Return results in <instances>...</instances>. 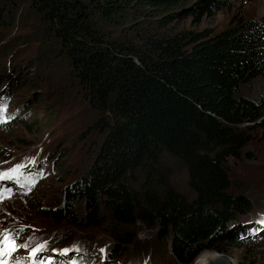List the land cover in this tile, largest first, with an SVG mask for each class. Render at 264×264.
<instances>
[{
  "label": "trees",
  "instance_id": "1",
  "mask_svg": "<svg viewBox=\"0 0 264 264\" xmlns=\"http://www.w3.org/2000/svg\"><path fill=\"white\" fill-rule=\"evenodd\" d=\"M31 3L54 25L83 94L105 115L93 131L100 141L89 175L67 186L66 202L49 215L78 229L109 226L114 257L134 243L123 229L139 224L158 230L163 244L171 238V264H193L206 251L227 255L221 246L240 242L229 222L253 208L231 193L230 162L259 130L264 138V97L241 95L264 78V19L237 17L214 33L195 27L226 0ZM187 19L194 28L178 25ZM18 112L10 119L24 123ZM0 126H9L1 112ZM178 168L190 197L173 181Z\"/></svg>",
  "mask_w": 264,
  "mask_h": 264
},
{
  "label": "rangeland",
  "instance_id": "2",
  "mask_svg": "<svg viewBox=\"0 0 264 264\" xmlns=\"http://www.w3.org/2000/svg\"><path fill=\"white\" fill-rule=\"evenodd\" d=\"M226 1L223 11L205 16L196 27L191 19L178 25L218 33L237 17L264 19V0ZM241 95L263 98L264 78L243 87ZM0 109L9 121L0 126V173L19 166L20 176L19 183L0 182V238L8 236L16 246L3 257L8 264H40L41 255L68 263L79 256L91 258L87 264L173 262L171 238L159 242L156 229L143 225V231H154L148 238L140 226L124 228L133 233L134 243L114 257L109 226L78 229L49 215L66 202L64 189L89 175L100 141L93 131L105 115L92 108L54 25L31 0H0ZM17 111L15 118L24 123L10 119ZM256 135L241 158L230 162L231 193L247 196L255 208L229 222L230 228L237 225L240 242H225L221 248L233 264H264V138L260 130ZM173 181L184 195H192L183 169H176ZM77 207L81 210V203ZM33 250H38L35 256ZM203 256L215 260L224 255L206 251L196 260Z\"/></svg>",
  "mask_w": 264,
  "mask_h": 264
},
{
  "label": "snow or ice",
  "instance_id": "3",
  "mask_svg": "<svg viewBox=\"0 0 264 264\" xmlns=\"http://www.w3.org/2000/svg\"><path fill=\"white\" fill-rule=\"evenodd\" d=\"M3 110L0 109V112ZM15 180L17 183H19L20 176H19V166H15L12 169H10L8 172L0 173V182L3 181H11ZM23 186V185H21ZM3 196L0 194V199H2ZM43 246H41L42 248ZM16 246L12 242V239L8 236H3L0 238V264H8L6 260L3 259L4 256L9 255L12 251H14ZM38 250H33V255H36V252ZM67 250H65L66 253Z\"/></svg>",
  "mask_w": 264,
  "mask_h": 264
},
{
  "label": "water",
  "instance_id": "4",
  "mask_svg": "<svg viewBox=\"0 0 264 264\" xmlns=\"http://www.w3.org/2000/svg\"><path fill=\"white\" fill-rule=\"evenodd\" d=\"M254 209L255 208H254V205H253L252 211ZM139 226L141 228H139L138 230L139 231H142V233H144L145 231H143V225L142 224H139L138 227ZM145 233H147V234H144V236L149 238V237H151L154 234V231H149V232H145ZM229 261H230V259L227 256L224 255V256H220L219 260H217L216 262H214V264H230ZM193 264H194V262H193Z\"/></svg>",
  "mask_w": 264,
  "mask_h": 264
},
{
  "label": "bare ground",
  "instance_id": "5",
  "mask_svg": "<svg viewBox=\"0 0 264 264\" xmlns=\"http://www.w3.org/2000/svg\"><path fill=\"white\" fill-rule=\"evenodd\" d=\"M219 258H220V257H216V259L213 260V259H210L209 256H203V257H200V258L197 260V262H195V263L201 264V263H203V262L208 261L209 264H212V263H214L213 261L216 262L217 260H219ZM209 259H210V260H209ZM229 259H230V258H229ZM234 261H235V260H234ZM229 263H230V264H233L232 259H230ZM235 263H236V262H235Z\"/></svg>",
  "mask_w": 264,
  "mask_h": 264
}]
</instances>
